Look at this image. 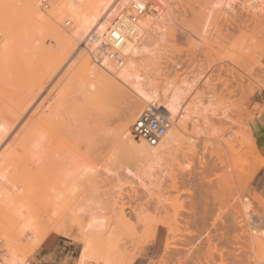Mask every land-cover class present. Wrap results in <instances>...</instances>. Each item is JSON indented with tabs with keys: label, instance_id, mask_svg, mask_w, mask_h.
<instances>
[{
	"label": "bare ground",
	"instance_id": "obj_1",
	"mask_svg": "<svg viewBox=\"0 0 264 264\" xmlns=\"http://www.w3.org/2000/svg\"><path fill=\"white\" fill-rule=\"evenodd\" d=\"M0 1L2 2V0ZM174 1L13 0L12 4L10 3L12 6L16 4L17 9V11L13 9L15 6L11 8L14 10L11 12H17L16 16L18 17V20L14 19L15 22L18 21V23L16 22V31H19L18 48L21 46L24 50L36 49L41 59L36 67V73L33 72L36 74L35 77L31 75L34 81L29 77L34 83L29 85L32 87L29 89L30 93L28 91L26 95L23 93L24 96L18 101H15L6 89L3 93L1 92L2 94L0 93V142L15 128L16 139H19V144L21 143L23 148L21 150L23 153H19V156L3 155L0 159V212L8 211L14 215L18 231L26 237L27 248L30 251L38 248L48 235L55 234L79 241L81 250L77 259L78 264H86L91 261L95 264H132L135 259L133 257L135 253L133 256L125 257L127 255L125 253L124 256L122 255V252L112 242V237L104 233V219L96 218L99 211L102 210L99 206L100 202L95 201L96 169L79 155V147L82 145L83 147L89 146L96 140H105L126 148L134 163L135 171H133L132 184L137 183L144 189L148 185L151 186V182L155 187L161 185L163 187L168 184L173 188L193 184L197 178L190 162L198 157V161L195 160V162L197 161L196 165L207 170L206 164L208 163H205L203 158L207 152L206 149H209V138L212 136L220 144L223 143L226 149L224 150L231 155V150L234 149L238 138L236 139V135L231 132L230 128L226 129L227 132L224 133V129H219L216 126L215 128L212 125V120H217V118L220 120L219 117L228 120L229 109L226 107L220 109L219 106L214 105L215 103L212 105L210 100L209 108L202 107L203 104L200 103L198 93H190L188 90L175 89L170 96L159 94L155 88L151 86L150 88L149 84L144 82L143 75L147 69L153 68L157 71L162 69V63L159 62L157 53L160 52L159 46L165 39V30L175 19L173 9L176 2ZM133 5L143 7L144 12L137 17L136 22L130 23L129 17L133 14ZM201 8L203 9L198 17V31L203 41L206 33L205 28L207 30L208 27L215 26L216 22L213 24L212 21L213 18L216 19L215 13H220L224 9L226 12L227 10L232 12L235 8L243 10L247 15L246 21L244 20L246 24L254 25L255 30L258 29V32L261 31L264 35V0H211L210 4L208 2ZM6 9L8 10L9 7L6 6ZM5 13L8 15L6 16ZM4 15L7 18L9 13L6 10L0 13V27L1 20L5 24L8 21L7 25L12 20V18L1 19ZM230 17L227 18L228 22ZM233 17L237 16L234 14ZM195 18L191 19L193 26ZM239 18L237 17L238 21H240ZM230 22L232 23V20ZM208 23L209 26H207ZM231 23L230 25L228 23L230 28L233 27L231 25L234 22ZM237 23L236 27L239 29ZM239 24L241 26V23ZM228 25L224 26L228 29ZM11 29L8 31L13 36L15 31H11ZM113 29H117L124 37V44L116 50L117 60L109 57L108 48L104 49L109 44V32ZM240 30L238 31L240 32ZM1 31L0 76L3 77L2 72L6 67L9 68L8 58L9 61L11 60V65V62H14L16 51L11 52L12 46H6L8 41L3 43L8 39V36L6 37L8 33L3 31V34ZM217 31L219 32L220 29ZM213 32L216 37L218 32L216 33V29ZM227 32L229 34V30ZM218 37L219 34L217 39L220 40L221 36ZM17 38L13 37L12 39L14 42H18ZM224 39H221V43L226 42ZM208 42L204 41V44ZM217 42L219 41L217 40ZM14 46L16 45L14 44ZM215 46L217 47V45ZM7 48L11 52L9 57ZM72 51H74V59H65ZM96 59L99 60L100 65L95 62ZM170 66L174 67L173 69H178L180 64L171 62ZM15 67L17 66L15 65ZM15 71L17 72V69ZM31 71H29V75ZM220 71L225 72L231 78H229L231 82L224 80L225 82L222 83L225 89L228 90L233 82L236 83V87H241L240 83L244 79L242 75L237 76L240 82L237 83L234 70L230 71V69L222 67L219 69ZM254 72L256 71L253 69L246 73L248 77L254 79L255 76L257 79L258 73L254 75ZM262 73L264 74V71ZM3 79L0 82H3ZM18 80L22 79L18 78ZM255 81L258 82V80ZM6 82L2 86L9 85L11 87ZM21 83L24 86V81ZM17 84L16 87L20 85ZM15 86L14 88H16ZM259 86L264 89V83ZM24 91L26 90L24 89ZM130 95H133V98ZM130 98L134 99V102H129V106L126 105L121 109L120 104H126ZM130 103L132 104L130 105ZM226 103L225 105H228ZM143 106L150 109L153 115H162L168 121L165 136L157 145L147 144L132 133L131 125L137 118L136 115L142 111ZM159 112L162 114H158ZM114 123L119 124L116 129H111ZM243 131L247 133V142H245L252 147L254 145L253 138L246 125ZM199 142L200 145L203 144L201 145L202 152L198 147ZM178 150L180 153H177ZM172 151L175 153H171ZM169 155H174V159L181 158L183 160L180 159L184 164L175 165L177 173H173L175 169L173 167L171 169V164L166 162ZM193 158L195 159L193 160ZM190 159L192 160L189 161ZM165 163L166 165L168 163L169 167ZM155 168L160 169V171L157 169L158 177L154 173V171L156 172ZM19 170L31 172L32 178L26 177L27 174L21 175V172L18 173ZM205 171L204 173H206ZM14 175L25 177V179L21 178L20 181L13 183ZM154 175L155 181L146 182ZM25 184L30 186V201L18 197L14 191L15 188L23 189ZM130 188L134 190L133 187ZM135 193L136 191H132L130 198L129 195L127 197L135 198L136 201ZM256 198L264 206V202L260 198ZM110 202L109 204L112 206L113 203ZM240 205L249 225V234L255 236L258 229L256 225L251 224L254 218L249 215L252 202L245 198L241 200ZM115 208H109V214L126 216L122 207L118 210ZM124 209L126 208L124 207ZM85 220L87 222L81 227ZM259 220L264 224L261 218ZM167 226L170 225L167 224ZM171 232H173L172 228ZM261 235H264L263 229ZM168 241H166L165 248L168 252L170 249L171 252L174 245L171 247L168 245ZM1 245L2 240H0ZM11 256L10 259H5L6 264H28L22 256L19 257L13 253Z\"/></svg>",
	"mask_w": 264,
	"mask_h": 264
},
{
	"label": "rangeland",
	"instance_id": "obj_2",
	"mask_svg": "<svg viewBox=\"0 0 264 264\" xmlns=\"http://www.w3.org/2000/svg\"><path fill=\"white\" fill-rule=\"evenodd\" d=\"M3 1L4 0H2V2L0 1V13L6 10L9 16L6 18L5 15L7 16L8 14L5 13L1 19L5 18L8 20L12 18L11 13L14 12V10L11 8L15 6L13 9H16V4L13 3L14 5H11L13 0L9 2L8 0ZM174 2H176L173 9L175 19L169 25L168 29L165 30V39L161 43V46H159L160 52L157 53V58L159 62L162 63V69L159 71L153 68L147 69L143 75L144 82L149 84V87L155 88L159 94L170 96L175 89H182L181 91L188 90L190 93H198V97L201 100L200 103L203 104V106L201 105L202 107L209 108V103L211 102L212 105L215 103L214 105L219 106L220 109L221 107L229 109L227 112L229 117L228 120L219 117L223 123H221L222 121L218 122L220 120L217 118V120H212V125L219 129H224V133L227 132L226 129L230 128L231 132L236 135V139L238 138L236 145L234 149L231 150L232 153L230 155L225 151L226 149L223 143L220 144L213 136H209L211 137L209 138V149L207 148L209 151L206 149L207 152L205 151L206 154H204L203 158L204 162L208 163L206 164L207 170L205 171L204 168L201 169L199 165H196L198 157H195L196 159L193 158V160H197L196 162L195 160L191 161L192 159L189 160L191 161L190 163L192 164L193 171L195 170L194 172L197 178L193 184L173 188L168 184L163 187L162 185L160 187H155L154 183L151 182L150 184L152 185L146 186L145 189L137 185V183L132 184L133 171H135L133 168L134 163L131 160V154L126 148L116 144L114 145L111 141L105 140H96V143L94 142L89 146H80L79 155L85 158V160L96 169L97 177L94 180L96 186L95 201H99V206L102 208L96 218L104 219V233L112 237V242H114L116 248L122 252L123 256L125 254H127L125 257L133 256L135 253L136 256H133L135 259L132 264H136L138 261H146L139 256L143 253L144 248L151 244L152 256L157 259L150 264H264V235H261V230H264V224L259 220L261 218V220L264 221V206L259 203L256 198L257 196L252 193L251 189V180L258 168L264 163V160L260 157L254 145L250 147V145L246 143L247 133L243 131L245 125L248 128L249 119L256 114L255 111L258 109V106L253 104L256 99L255 96L260 93V97H264V89L259 86V84L264 83V74L262 73V71H264V35L261 31L260 34L258 29L255 30L254 25L251 26L250 24V27L246 24L245 18L247 15L243 10L240 11L235 8L232 12L230 10L226 12V9H224L220 13H215L216 19L213 18L214 20H212L211 18L213 24L216 22L218 26L212 25L211 28L208 27L207 30L205 28L206 33L203 31L205 33L204 41H209L207 43L208 45L206 43L204 44L203 38L199 36L198 17L203 9L201 7H204L208 2L210 4L211 0H175ZM5 5L7 8L9 7V9H11H8L9 12ZM16 13L17 12L12 13L14 15L12 18L13 22L10 20L9 25H7V23H9L8 21L5 24L1 20V27L4 28L2 30L0 27V31L2 30V33L3 31H7L8 33H6L8 39L4 40L3 43L8 41L6 46H12V48H10L12 49L11 52L16 51V54L15 58L13 56L14 62H11V65V60L9 61L8 58L9 68L6 67L7 69L5 68L2 72L3 77L0 76V81L4 78V81L0 82V93H3L6 89L10 92L7 93H9L15 101H18V99H22V97L29 92L30 88L32 89L29 85L34 81L33 77H35L36 74L33 72L37 70L36 67L39 65L41 56L36 49H33L35 52H31L33 50H24L21 46L18 48L19 38L17 37L19 36V31H16V25L18 23ZM221 13H223L222 16ZM231 13H233V16L235 14L238 18L240 17V21H238L237 17H233ZM229 16H231L230 21L232 20V23L230 21L228 22L227 18H229ZM193 17L198 18L194 19L195 24H193L195 29H193L194 26L191 25ZM15 18H17V23L14 20ZM224 23L226 27L228 23L229 25L230 23L233 24L231 25V27H233L230 28L228 25L227 29ZM236 23L239 29H237ZM239 23H241L242 27ZM18 25L20 26V24ZM207 26H209V23ZM223 26L226 28L225 31ZM216 27L219 28L217 29ZM234 28L237 30L235 31ZM10 29L16 32L12 34L13 36H11V33L9 34ZM214 29H216V33L219 29L220 31H224L221 32L222 35L220 31L218 34L219 37L221 36L222 40L225 38L224 41L226 42H222V44V40L217 39L218 34L214 37L216 35L215 32H213ZM228 30L229 34L227 32ZM238 30H240V32ZM233 31L234 33L232 34ZM253 34L257 35L259 38ZM13 37L15 39L17 38L18 42H14V39H12ZM217 40L219 42H217ZM14 44L16 46L13 47ZM215 45H217V47ZM10 49L7 48L9 52ZM29 51L30 54H28ZM9 52L7 54L8 57L11 56V52ZM71 53H69L68 58L65 59L73 60L74 51ZM171 62L179 63L180 67L178 69H173L174 67L170 66ZM15 65L17 67H15ZM222 67L223 69H230V71L231 69L232 71L234 70L237 83H240L237 76L242 75L244 79L240 83L242 84L240 88L239 86L236 87L237 85L234 82L231 83L232 85L228 87V90L223 87L222 83L225 82L224 80L231 82V78L226 75L225 72H219V69ZM15 69H17V72ZM28 69L29 71L32 70L30 75L28 74ZM253 69L256 71L254 75L258 73L257 79H255V76L254 79L248 77L246 73ZM216 70L217 72H215ZM16 73L19 77L15 75ZM29 77L32 78L33 81L30 80ZM18 78L22 80H18ZM6 79L11 87H9V85L2 86V84L6 82ZM255 80H258V82ZM19 81H24V86H22V83L20 84ZM17 83L20 85L16 87L15 85ZM14 86L16 88H14ZM24 89L26 91H24ZM230 92H232V94H230ZM130 97L133 98V95H130ZM219 99L222 100L219 101ZM133 100L130 98L127 100L126 104H120L119 107L122 109L124 106L126 107V105L129 106V102H134ZM225 103L228 105H225ZM131 104L132 103H130V105ZM146 108L147 107L143 106L141 110L143 111ZM158 114L162 113L159 112ZM136 116H138V114ZM118 124L119 123H114L111 129H116ZM14 129L15 128H13L9 134L4 137L2 142H0V159H2L3 155H9L11 157L12 155L19 156V153H23V151H21L23 149L21 147L22 144H19V139H16V130ZM202 142L203 141H201V143ZM216 143L219 144L217 145ZM201 145L199 142L198 147L199 149L201 148L202 152ZM171 153L174 154L175 152L172 151ZM177 153H180V151ZM174 158V155H169L166 162L171 164V169L172 167L175 169L173 173H177V168L175 167L184 163H181L183 161L181 158L182 161L179 158ZM168 163L167 165L165 163V165L169 167ZM157 169L160 171L159 168ZM157 169L156 172L154 171L156 177H158ZM204 171L206 173H204ZM20 172L21 175L24 176L27 174L26 177L32 178L31 172H22L19 170L18 173ZM155 175L153 176L154 178L150 177L149 180L146 179L148 180L146 182L155 181ZM21 178L25 179V177L14 175L12 177L13 183L14 181H20ZM145 184L147 185V183ZM24 186L23 189L15 188L14 191H16L18 197L24 198L25 201H30V186L29 184H25ZM130 187H133L134 190ZM132 191H136V201L134 200L135 198L129 199L132 195ZM245 198L248 200L250 199L252 202V209L249 211V215L254 218L251 224L256 225L258 229L255 236L249 234V225L245 220L240 205L241 200ZM110 201L113 203L112 206L109 204ZM123 206L126 209H124ZM111 207H116V210L122 207L126 216L109 214V208L111 209ZM13 217L14 215H12L11 212H0V240H2V245L0 246V264H6L5 259H10L12 253L19 257H24L26 262L30 264L35 251L41 245L30 251L27 248L28 241L25 236L19 233L17 223L14 220L15 217ZM86 222L87 220L83 221L81 227H83ZM167 224L171 227L167 226ZM171 228L173 232L170 233ZM172 233H175V235ZM118 235L120 236L118 237ZM60 237L66 242L74 244L70 248L73 252V260L77 263L81 250L79 241L68 239L63 236ZM140 240H143V242ZM166 241H168V245L171 247L174 245L171 248V252L169 249L170 253L165 248L167 244ZM86 264L95 263L91 261Z\"/></svg>",
	"mask_w": 264,
	"mask_h": 264
},
{
	"label": "crops",
	"instance_id": "obj_3",
	"mask_svg": "<svg viewBox=\"0 0 264 264\" xmlns=\"http://www.w3.org/2000/svg\"><path fill=\"white\" fill-rule=\"evenodd\" d=\"M260 95L259 93L255 96L256 99L253 104L257 105L258 109L255 111L256 114L249 119L248 128L254 146L264 160V97H260ZM262 178L264 179V163L258 168L251 180L252 193L264 202V180ZM40 245L30 264H78L73 260V252L70 248L74 244L66 242L59 235H48ZM139 257L146 261H138L136 264H150L156 260L157 258L152 256V244L144 248Z\"/></svg>",
	"mask_w": 264,
	"mask_h": 264
},
{
	"label": "built area",
	"instance_id": "obj_4",
	"mask_svg": "<svg viewBox=\"0 0 264 264\" xmlns=\"http://www.w3.org/2000/svg\"><path fill=\"white\" fill-rule=\"evenodd\" d=\"M133 14L129 17V22L134 23L139 15L144 12V8L139 5H133ZM108 48L110 58L118 59L116 50L124 44V37L117 29L109 32ZM95 62L99 64V60ZM100 65V64H99ZM168 127L167 119L162 115H153L150 109L141 112L132 124V133L135 137L143 139L147 144L157 145L165 136Z\"/></svg>",
	"mask_w": 264,
	"mask_h": 264
}]
</instances>
